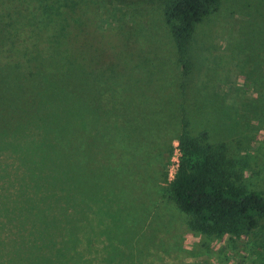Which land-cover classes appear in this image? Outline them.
<instances>
[{
    "label": "rangeland",
    "instance_id": "obj_1",
    "mask_svg": "<svg viewBox=\"0 0 264 264\" xmlns=\"http://www.w3.org/2000/svg\"><path fill=\"white\" fill-rule=\"evenodd\" d=\"M57 1L0 0V65L19 63L22 72L29 62L40 70L52 67L46 47H52L59 24L54 18L43 26L40 10L44 2L55 10ZM84 1L100 5L92 15L86 9L83 18L92 46L98 44L95 31L112 27L110 44L132 60L122 76H100L98 100L91 103L93 109L115 111L117 118L109 119L110 128L79 124L82 138L68 148L96 143L88 144L87 164L77 163L84 175L75 176V170L52 165L47 141L38 145L44 152L37 156L30 148H14L9 128L33 106L44 126L61 127V118L42 99L31 102L24 80H0V111L14 110L0 114V126L7 128L0 138V264H56L55 239L74 231L87 264H264V219L238 237L202 235L188 228L189 216L166 197L163 173L169 180L174 172L181 99L180 72L159 3ZM188 46L190 134L199 138L204 132L202 142L223 144L241 185L264 196V0H219L195 25ZM56 81L46 82L48 94ZM79 221L85 229L74 226Z\"/></svg>",
    "mask_w": 264,
    "mask_h": 264
},
{
    "label": "trees",
    "instance_id": "obj_2",
    "mask_svg": "<svg viewBox=\"0 0 264 264\" xmlns=\"http://www.w3.org/2000/svg\"><path fill=\"white\" fill-rule=\"evenodd\" d=\"M156 1L161 6V20L180 72L178 89L181 100L175 113L178 121L174 136L177 155L171 179H166V171L163 173L166 197L178 211L189 216L187 226L191 231L207 236L238 237L255 229L259 220L264 219V196L241 185L240 176L234 174L233 162L226 156L223 144L202 142L205 139L204 132L200 133V139L190 134L185 113L187 82L193 65V55L188 45L195 25L215 11L219 0ZM55 4V10H52L44 2L40 10V23L43 26L54 22L52 20L54 18H57L59 24L52 35L54 39L52 47H46L45 57L52 60V67L47 65L40 70L36 66L32 67L29 62L22 72L17 67L19 63L3 64L0 65V80L5 79L10 85L24 80L26 88L34 95L31 102L42 99L50 105L51 110L57 111L61 118V127L44 126L40 123L37 107L33 106V110H30L23 121L17 126L10 127L13 121L11 116L9 136L15 141L14 148L15 146L30 148L37 156L38 151L44 152L43 149H38V145L47 141L50 144V154L55 158L51 161L52 165L69 171L75 170L70 172L82 177L84 174L78 173L77 163L87 164L84 155L88 153V144L90 141L92 143L96 141L90 139L86 145L73 148H68V145L70 147L71 141L82 138L80 135L77 138L79 124L84 126L89 122L93 127L99 124H104L108 128L113 127L117 113L101 111L97 107L93 109L91 103L98 100L95 93L98 92L96 87L99 86L100 76L106 75L112 79L122 76L126 64L131 59L126 54L121 58L110 44V34L107 33L111 32L112 27L101 32L95 31L96 36L98 35V44L96 47L92 46L83 18L86 9L92 15L100 5L88 6L90 3L84 0H58ZM51 79H57V85L51 92L61 93L50 92L53 96L47 93L48 88L44 86L46 82L50 83ZM90 95L94 96L89 103ZM126 105L127 111H130L132 109L130 102ZM4 113L6 116L13 115L14 110L0 111V114ZM87 114L89 120L85 119ZM109 119L113 121L110 122ZM6 129L0 126V138ZM23 139L25 141H22ZM71 149H76V154L69 151ZM170 154L171 149L168 150V155ZM19 167L22 169V165L19 164ZM74 226L86 228L84 221L76 222ZM76 233L74 231L70 235L63 234L55 239L57 245H52V248L57 253L56 264H67L66 258L74 260L75 264H87L88 261H84L82 257V248L75 245L78 242ZM48 244L51 248L50 240ZM112 254H116L114 250Z\"/></svg>",
    "mask_w": 264,
    "mask_h": 264
},
{
    "label": "built area",
    "instance_id": "obj_3",
    "mask_svg": "<svg viewBox=\"0 0 264 264\" xmlns=\"http://www.w3.org/2000/svg\"><path fill=\"white\" fill-rule=\"evenodd\" d=\"M176 163V162H175Z\"/></svg>",
    "mask_w": 264,
    "mask_h": 264
}]
</instances>
